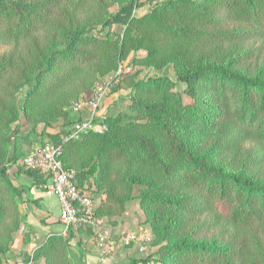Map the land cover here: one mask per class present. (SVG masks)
Masks as SVG:
<instances>
[{
	"label": "trees",
	"instance_id": "16d2710c",
	"mask_svg": "<svg viewBox=\"0 0 264 264\" xmlns=\"http://www.w3.org/2000/svg\"><path fill=\"white\" fill-rule=\"evenodd\" d=\"M146 3L145 13L133 15ZM118 24L121 32L112 34ZM263 40L264 0H0V48L8 46L0 49V151L15 161L18 138L28 134L13 123L50 124L66 116L69 99L130 53L133 64L168 67L175 80L163 72L132 83L139 118L104 116L103 133L63 144L62 165L73 171L77 187L87 190L83 184L93 179L104 189L95 208L99 218L112 216L114 205L136 190L133 198L162 243V264H264L258 231L241 232L264 227V61L254 73L249 69ZM177 82L187 104L174 90ZM209 128L214 133L205 149L190 143L189 134ZM62 131L47 134L42 144L57 141ZM114 160L125 166L107 183ZM6 171L0 164V208L12 207L15 218L22 187ZM24 173L32 186L46 189L47 176ZM10 226L0 233V264ZM71 236L49 234L19 264L39 256L45 264H72L66 255Z\"/></svg>",
	"mask_w": 264,
	"mask_h": 264
},
{
	"label": "rangeland",
	"instance_id": "374dc122",
	"mask_svg": "<svg viewBox=\"0 0 264 264\" xmlns=\"http://www.w3.org/2000/svg\"><path fill=\"white\" fill-rule=\"evenodd\" d=\"M148 9L149 4L147 3L137 6L133 10V15L139 16L145 13ZM109 10L111 12L116 11L115 3L110 5ZM122 28L123 26L118 24L113 27L111 32L112 34H119ZM7 47V45H4V47H1L0 49L1 51L7 50ZM255 47L256 53L259 55V59L253 63L251 62L252 64L249 67L251 73L257 71L263 64L264 40L256 42ZM143 53V51H138L136 55L138 56ZM132 56L133 53H130L127 58L122 60L114 70L99 77L98 80H96L88 89L80 91L76 97L69 99L62 108L64 115L66 114V116L60 115L50 124H46L44 122H38L35 125L25 124L23 119L12 124V128L18 125L20 127L19 131L21 133L28 134V137L25 139L18 138L15 161L8 158L9 154L7 152H4L3 150L0 151V154L2 155H0V164H4V166H6V172L11 178L13 184L16 186H23L21 196L14 197V204L18 212L17 217H11L14 210L12 207H7V204L4 205L5 207L0 208L1 236L4 235V228L8 224H11L10 227H12L9 232V250L3 258L2 264H19L22 261L23 256H32L33 251L46 239L44 238L41 242H39V244L37 243L33 247H29L25 251H21L16 248V245H20L21 242L31 243L33 237V232L29 229L27 223L25 222V216L22 213L25 208V202L28 200V190L32 187V182L31 186H29L31 179L24 173V170L28 169L25 168L23 162L29 153L42 145L44 140L48 137L47 134H56L57 132L64 130V128L69 124L68 122L71 123L85 115V110L74 111V104L90 99L93 96L96 86L107 83L108 87L101 103L103 115L115 116L117 114H124L128 117L136 119L139 118L140 115L132 108L134 90L132 83L136 80H147L149 77H155L163 72L167 73L172 80H175L172 70L168 69V67L159 71L157 69L147 68L139 64H133L131 61ZM116 84H119V87L113 91L112 89ZM174 90L182 93V101L184 104L190 102L188 96L183 92V84L177 82L174 85ZM22 92L23 90H20L17 93L16 96L18 99H21ZM141 121L143 120L138 119V122ZM213 133V129L211 130V128L203 132L198 131L193 134H189V141L199 150H203L210 144ZM222 160L226 161V158H223ZM124 166L125 165L119 161L114 160L111 162L106 172V182L109 183L110 180L116 178L122 172ZM15 172H18V178L14 177ZM83 186L87 188L86 191L90 196L93 195L92 199L94 200L96 206H99L103 199H105L103 193L104 189L98 188L93 179L86 181ZM136 193V190H133L131 194L132 198L127 199L122 205H114V212L112 216L108 218L101 216L100 219L102 222L99 225L98 230L94 231L90 226H85L90 230L84 231H80L78 228L71 229L72 231L70 232L72 236H74V239L72 240L70 238V240L66 241V255H69L72 259V264H77L76 260L72 256V253L75 255L76 251H78V244H82L84 241V244L86 245L88 244L89 246L93 245L97 247L96 254L98 257H107L105 264H132L134 260H143L145 258H151L148 264H162L160 261L161 253L158 252L159 246L162 243H159L156 239L154 228L148 216L140 207L138 199L135 197L133 198V195ZM7 197L8 195L5 193L1 199L5 200ZM228 231L232 232L233 230L229 229ZM255 231H258L259 236L257 237L260 238L259 241L261 242V245L264 246V227L251 230H241V232L246 233L247 236H252ZM53 233L61 234L64 239L68 236V231L64 234L61 232H52L50 234ZM128 234L133 235L134 240L129 245H125L123 243V239ZM101 236H103L102 241L99 240V237ZM87 237L90 239V242L88 243ZM99 242L101 245H99ZM111 242H113V244H111ZM29 264H45V260L42 256H39L36 260L30 261Z\"/></svg>",
	"mask_w": 264,
	"mask_h": 264
},
{
	"label": "built area",
	"instance_id": "2783aa9c",
	"mask_svg": "<svg viewBox=\"0 0 264 264\" xmlns=\"http://www.w3.org/2000/svg\"><path fill=\"white\" fill-rule=\"evenodd\" d=\"M107 87V83L100 84L95 87L90 99L75 103L73 110H85V115L69 123L59 134L57 141L42 144L29 153L23 162L28 170H37L48 177L45 188L58 198V220L65 230L90 226L95 231L102 222L95 216L94 200L86 190L75 185L74 173L63 167L61 155L66 141L80 139L90 133L101 134L106 130L101 103ZM102 239L103 236L99 237L100 241ZM133 240L134 236L128 234L123 243L129 245Z\"/></svg>",
	"mask_w": 264,
	"mask_h": 264
},
{
	"label": "crops",
	"instance_id": "0c3cea01",
	"mask_svg": "<svg viewBox=\"0 0 264 264\" xmlns=\"http://www.w3.org/2000/svg\"><path fill=\"white\" fill-rule=\"evenodd\" d=\"M15 178H18V175ZM29 186H31V181ZM27 195L28 200L25 202V208L22 213L25 216V222L29 229L33 232V237L31 243L21 242L20 245H16L18 250L25 251L29 247H33L37 243L39 244V242L52 232H61L64 234L66 231H72L71 229L65 231L58 220L60 204L53 192L48 188L43 190L32 186L30 190H28ZM71 239L73 240L74 236H71ZM84 242L78 244L76 256L72 253L77 264H105L107 257H98L96 254L97 247L86 245ZM88 242H90V239L87 237V243ZM111 244H113V242H111Z\"/></svg>",
	"mask_w": 264,
	"mask_h": 264
}]
</instances>
